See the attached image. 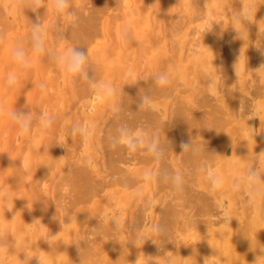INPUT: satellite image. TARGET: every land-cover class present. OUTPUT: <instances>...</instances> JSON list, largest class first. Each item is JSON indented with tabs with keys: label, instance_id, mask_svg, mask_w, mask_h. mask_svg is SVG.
Segmentation results:
<instances>
[{
	"label": "rangeland",
	"instance_id": "rangeland-1",
	"mask_svg": "<svg viewBox=\"0 0 264 264\" xmlns=\"http://www.w3.org/2000/svg\"><path fill=\"white\" fill-rule=\"evenodd\" d=\"M114 1L71 0L75 15L70 19L56 14L53 0H47L46 9L38 13L18 9L16 0H0V21L4 20L0 22V105L5 108L0 116V264H26L25 253L32 258L30 264H38L33 257H45L48 264H81V257L83 264H135L139 256L140 264H148V256L156 264H166L162 258L166 253L172 263L179 255V264H205L206 259V264H254L261 254L258 246L264 245V185L261 194L250 193L244 203L232 184L252 165L258 166L256 155L264 153V0ZM240 11L247 17L245 26L235 20ZM87 14L96 20L87 19ZM38 16L49 50L87 49L96 78L112 84L115 96L103 103L90 101L86 84L44 56L30 54L28 69L15 64L12 50L18 43L31 51L30 21L37 23ZM85 19L92 20L87 22L92 26ZM161 72L168 75L171 87L158 89L168 96H158L156 90L151 94V113L159 117L151 126L144 116L129 125L160 134L169 147L165 160L115 148L128 161L120 153L127 164L110 165L107 157L113 150L106 134L125 120L119 117L115 123V116L121 114L117 105L133 94L153 92L147 81ZM9 74L17 77L14 87L7 83ZM171 106L192 113L186 126L171 119ZM15 108L34 116L46 109L56 118V127L46 130L36 124L30 135L20 136L18 125L7 115ZM124 112L131 122L130 113ZM82 120L94 125L87 151L81 148V138L70 134L73 124ZM190 139L196 144L203 141L200 145L213 141L204 145L213 150L210 157L186 161L180 143H193ZM116 155L109 156L112 163L119 162ZM22 159L27 172L20 168ZM202 164L214 165L225 178L223 190H210L199 172ZM168 168L185 176V190L178 196L170 185L155 183L158 170ZM259 170L264 172V154L259 157ZM109 172H117L114 178L121 184L114 178L111 182ZM136 177L142 182L129 184L131 188L122 185L124 178ZM167 208L174 212L169 211V224L164 219ZM61 222L72 223L62 229ZM157 224L164 226L167 237L153 232Z\"/></svg>",
	"mask_w": 264,
	"mask_h": 264
},
{
	"label": "clouds",
	"instance_id": "clouds-1",
	"mask_svg": "<svg viewBox=\"0 0 264 264\" xmlns=\"http://www.w3.org/2000/svg\"><path fill=\"white\" fill-rule=\"evenodd\" d=\"M16 3L18 9H22L24 12L27 9L34 13H38L41 8L46 9V0H16ZM52 6L58 16H67L71 19L75 15L72 9L71 0H53ZM37 20V23H32L30 21L31 32L29 33V44L31 51L29 52L23 44L19 43L12 50L13 60L20 69L23 70L31 67V61L29 59L30 54L37 57L44 56L51 62L62 66L64 72L71 76L74 80L86 84L91 94L89 97L90 101L103 103L116 95L115 87L112 84L101 82L96 78V75L89 63L88 50H85L83 47H69L63 52L50 51L46 44L43 22L40 20L39 16L37 17ZM235 20L242 26H245V21H248L243 11L237 13ZM237 32L239 36L242 37L241 32ZM61 39H63V37H61ZM151 81V87L161 89L166 88L171 83L168 75L164 72L158 73L156 76L152 77ZM7 83L9 86L14 87L17 84V77L9 74L7 77ZM40 88L43 91L45 89V85L41 84ZM152 100L153 97L151 93L142 94L138 105L139 111L150 108ZM4 114L5 108L3 105H0V116ZM7 115L13 122H15L16 125H18L20 136L30 135L33 126L36 124L46 130L55 128L57 124L56 118L50 115L46 109L38 112L34 116L31 111L24 112L23 110L15 108L11 112H8ZM70 134L73 136H79L81 138L82 150L87 151L89 140L94 135V125L91 121L75 123L70 130ZM107 139L110 148H123L129 154L142 152L144 155L151 157L157 162L164 160L167 156V152L169 151L168 144L162 143L158 134H149L145 130H138L126 122L119 123L114 129L109 130L107 133ZM181 147L184 150V153H189L193 157L201 156L204 151L195 143H183ZM262 154L264 153L256 155L255 161L258 162V166L253 167L252 165L243 177L237 178L232 184L233 192L240 194L243 197L244 203H247L248 195L250 193L256 192L258 195L261 194V185H264V178H262L264 177V172L259 170V157ZM20 168L27 172L28 165L23 159L21 160ZM199 172L205 176L211 191L217 192L223 190L225 178L215 171L214 165L202 164L199 168ZM148 176L151 177L152 173H148ZM157 178L160 182L170 185L172 190L177 194H181L185 190V176L181 173L161 169L157 173ZM138 195H142V193H138ZM61 223L63 229L66 225H70L72 222L70 224ZM93 230L98 231V229ZM153 232L158 234L161 238L167 237L166 229L163 225H155ZM55 236L56 235H52V237ZM44 240L52 246L49 239ZM258 247L260 248L261 254L256 256L254 264H261V261L264 260V245H259ZM2 248L3 246L0 245V251H2ZM63 254L65 253L59 252V255ZM25 256L26 258L22 261H25L26 264H30V260L32 258L29 259L26 253ZM33 258L37 259L38 264H48L45 257ZM162 258L165 259L166 264H172V258L168 256V253H166V255ZM145 260L148 264H156L154 257L148 256L145 257ZM206 261L207 259L205 260V264ZM81 264H83L82 257ZM135 264H140V256L136 260Z\"/></svg>",
	"mask_w": 264,
	"mask_h": 264
},
{
	"label": "bare ground",
	"instance_id": "bare-ground-1",
	"mask_svg": "<svg viewBox=\"0 0 264 264\" xmlns=\"http://www.w3.org/2000/svg\"><path fill=\"white\" fill-rule=\"evenodd\" d=\"M13 1H14V0H13ZM113 1H114V0H113ZM46 2H47V0H46ZM114 2H115V1H114ZM114 2H113V4H114ZM163 3H164V2H163ZM84 4H85V3H84ZM115 4H116V3H115ZM85 5H86V4H85ZM87 5H88V4H87ZM51 6H52V5H51ZM95 6H96V5H95ZM113 6H114V5H113ZM113 6H112V7H113ZM122 6H123V5H122ZM146 7H147V6H146ZM164 7H165V6H164ZM82 8H83V7H82ZM2 9H3V8H2ZM80 9H81V6H80ZM80 9H79V10H80ZM119 10H120V9H119ZM20 11H21V10H20ZM117 11H118V10H117ZM21 12H22V11H21ZM27 12H28V11H27ZM87 13H88V11H87ZM140 13H141V12H140ZM142 13H143V11H142ZM157 13H158V12H157ZM89 14H90V13H89ZM22 16H24V15H22ZM89 16H90V15H89ZM91 16L94 17V19H93V17H92V20L95 21V20H96V17H95L93 14H91ZM91 16H90V17H91ZM27 17H28V16H27ZM75 17H76V16H75ZM90 17L88 18V14H87V19H90ZM76 18H77V17H76ZM84 18H85V17H84ZM122 18H123V17H122ZM164 18H165V17H164ZM2 19H3V18H2ZM4 19H5V18H4ZM87 19H85V22H86L85 24H86V25L88 24L87 26H90L91 23L89 24V23H87V22H93V21H92V20H90V21H89V20L86 21ZM28 20H29V19H28ZM83 20H84V19H83ZM1 21H2V20H1ZM1 21H0V22H1ZM3 21H4V20H3ZM3 21H2V22H3ZM24 21H25V20H24ZM124 21H125V20H124ZM6 22H7V21H6ZM20 22H21V21H20ZM25 22H26V21H25ZM157 22H158V21H157ZM165 23H166V22H165ZM0 24H1V23H0ZM24 24H25V23H24ZM80 24H81V26L83 25L82 23H80ZM125 24H126V23H124V26H125ZM166 24H167V23H166ZM25 26H26V25H25ZM91 26H92V25H91ZM169 26H170V25H169ZM9 27H10V25H9ZM79 27H80V26H79ZM83 27H85V26H83ZM14 28H15V27H14ZM71 28H72V27H71ZM89 28H90V27H89ZM186 30H187V29H186ZM74 31H77V30H74ZM86 31H87V30H86ZM91 31H92V29H91ZM122 31H123V30H122ZM70 32H71V31H70ZM84 32H85V31H84ZM126 32H127V31H126ZM130 32H131V31H130ZM29 33H30V32H29ZM29 33H28V34H29ZM82 33H83V31L81 32V35L83 36ZM124 33H125V32H124ZM196 33H197V32H196ZM86 34H87V33H86ZM74 36L77 37L76 35H73L72 37H74ZM78 36H80V32H79ZM86 37H87V36H86ZM88 37H89V36H88ZM93 38H94V37H93ZM0 39H1V38H0ZM129 39H131V38L129 37ZM196 39H197V38H196ZM2 40H3V39H2ZM85 40H87V39H85ZM22 41H23V40H22ZM125 41H126V40H125ZM125 41H124V43H125ZM134 41H135V40H134ZM23 42L26 43L25 41H23ZM27 42H29V41H27ZM90 42H91V41H90ZM171 42H172V41H171ZM92 43H93V42H92ZM173 43H175V41H174ZM27 44H28V43H27ZM27 44H26V45H27ZM88 44H89V43H88ZM123 45H124V44H123ZM77 46H78V45H77ZM115 46H116V44H115ZM131 46H132V45H131ZM175 46H176V45H175ZM192 46H193V45H192ZM15 47H16V46H15ZM125 47H127V46L125 45ZM223 47H224V46H223ZM232 47H233V46H232ZM1 48H2V47H1ZM172 48H173V47H172ZM191 48H192V47H191ZM191 48H190V49H191ZM219 48H220V47H219ZM224 48H226V47H224ZM86 50H87V49H86ZM110 50H111V49H110ZM115 50H116V49H115ZM148 50H149V49H148ZM191 50H192V49H191ZM111 51H112V50H111ZM129 51H130V50H129ZM141 51H142V50H141ZM220 51H221V50H220ZM112 52H113V51H112ZM190 52H191V51H190ZM140 53H141V52H140ZM178 53H179V52H178ZM127 54H128V53H127ZM138 54H139V53H138ZM189 54H190V53H189ZM193 54H194V53H193ZM193 54H192V55H193ZM110 55H112V54H110ZM110 55H109V56H110ZM125 55H126V54H124V57H127V55H126V56H125ZM174 55H175V54H174ZM190 55H191V54H190ZM109 56H108V57H109ZM108 57H107V58H108ZM132 57H133V56H132ZM172 57H173V56H172ZM43 58H44V57H43ZM144 59H145V57H144ZM224 59H225V58H224ZM44 60H45V58H44ZM98 60H99V58H98ZM109 60H110V59H109ZM111 60H112V59H111ZM139 60H140V59H139ZM42 61H43V60H42ZM139 62H140V61H139ZM138 64H139V63H138ZM176 64H177V63H176ZM90 65H91V64H90ZM96 65H97V64H96ZM108 65H109V64H108ZM98 66H99V65H98ZM100 66H102V65H100ZM106 66H107V65H106ZM141 66H142V65H140V67H141ZM102 67H103V66H102ZM165 67H166V66H165ZM39 68H40V67H39ZM100 68H101V67H100ZM104 68H105V67H104ZM224 69H225V68H224ZM96 70H97V69H96ZM102 70H103V69H102ZM165 70H166V69H165ZM226 70H227V69H226ZM94 71H95V70H94ZM95 72H96V71H95ZM5 73H6V72H5ZM99 73H100V69H99ZM99 73H98V74H99ZM104 73H105V72H104ZM42 74H43V73H42ZM95 74H97V72H96ZM143 75H144V74H143ZM145 76H146V75H145ZM145 76L143 77V79H144V78L146 79ZM155 76H156V75H155ZM141 77H142V76H141ZM226 79H228V78H226ZM114 80H116V79H114ZM0 81H1V80H0ZM143 81H144V80H143ZM150 81H151V80H148L147 83L149 82V83L152 84V81H151V82H150ZM143 83H144V82H143ZM143 83H142V84H143ZM132 84H133V83H132ZM140 84H141V83H140ZM142 84H141V85H142ZM144 84H145V86L147 85L146 82H145ZM174 85H175V84H174ZM128 87H129V86H128ZM169 87H171V86H169ZM132 88H133V87H132ZM140 88H141V87H140ZM166 88H168V87H166ZM49 89H50V88H49ZM128 89H131V87H130V88H127L126 91H129ZM135 89H136V88H135ZM158 89L161 90V88H156V87H154L153 92H152V90H151V94L154 93L155 90H156V93H157V92L160 93V91H158ZM164 89H165V88H163V90H164ZM170 89H171V88H170ZM122 90H123V89H122ZM124 90H125V89H124ZM136 90H137V89H136ZM163 90H162V91H163ZM165 90L167 91V89H165ZM9 91H10V90H9ZM134 91H135V90H134ZM166 91L161 92L162 94L160 93L159 95L156 94V93H155V94L158 95V96H160V95L162 96L164 93H166ZM169 91H170V90H169ZM143 92H144V91H143ZM148 92H149V91H148ZM132 93H133V91L130 93V95H132ZM135 93H136V91H135ZM149 93H150V92H149ZM125 94H126V92L123 91V96H124ZM147 94H148V93H147ZM166 94H167V93H166ZM166 94H165V96H166ZM135 95H136V94H135ZM135 95L133 94V95L130 96L129 98L127 97V98H126L127 100L125 99L126 102L123 103V102H124V100H123V101L121 102V105L118 104L119 102H118V103H115V102H114L115 104H118L117 107L119 106V111L121 110L120 112H118V114H119V113H121V114H119L118 117L115 116V123L117 124V120H119V119H121L120 121H122L123 119L126 120V117H127V120L129 121V119H128L129 116H128V115L125 116L126 113H125L124 111H126V112H128V114L130 113L131 118H132V120L130 119L131 122H129V123H128V121L126 120V122H127L128 124H133L135 120H136L135 123H136V122L139 123V122L142 121V120H140V117L142 116L141 119H143V116H144V117L147 118L148 125L151 126V125H152L151 123L155 122V119L158 118L159 116H158L157 113H155V112H154V114L151 113V107H150V108H146L145 110L139 111L138 105H139V102H140V98H141V96H139L138 94H137L136 96H135ZM140 95H141V94H140ZM153 95H154V94H153ZM153 95H152V96H153ZM169 95L171 96V94H169ZM167 96H168V94H167ZM154 97H157V96H154ZM171 97H172V96H171ZM158 98H159V97H158ZM176 100H177V99H176ZM177 102H179V101L177 100ZM183 103H184V101H183ZM122 104H123V106H124V105H125V106L123 107ZM175 104H176V106H178V104L180 105L181 102L178 103V104L174 102L173 105L175 106ZM187 104H188V103H187ZM92 105H93V104H92ZM181 105H182V104H181ZM181 105H180V106H181ZM183 105H185V103H184ZM174 106H171V109H170V112H171V110L173 109L172 111H173L174 114H172V113H169V114L174 115V118H175V119L173 118L172 115H171V116H172L171 119H173L175 122L181 121L182 123H184L183 125L186 126L185 123L188 124L189 121H190L189 118H188V115H189L190 113L187 114V111L185 110L186 108H182V107L179 106V109L177 110V109H175ZM186 106H187V105H186ZM173 107H174V108H173ZM121 108H124V111H123V109H121ZM117 109H118V108H117ZM117 109H116V110H117ZM167 111H168V110H167ZM86 112H88V111H86ZM123 112H124V113H123ZM82 114H83V113H82ZM123 114H124V115H123ZM191 114H192V113H191ZM191 114L189 115V117H191ZM69 115H70V114H69ZM75 115H76V114H75ZM80 115H81V114H80ZM80 115H79V116H80ZM116 115H117V114H116ZM120 115H122V117H121ZM124 116H125V117H124ZM157 116H158V117H157ZM69 117H70V116H69ZM119 117H120V118H119ZM80 118L82 119V117H80ZM118 118H119V119H118ZM122 118H123V119H122ZM136 118H137V119H136ZM146 118H145V119H146ZM221 118H222V116H221ZM83 119H85V118L83 117ZM134 119H135V120H134ZM138 119H139V120H138ZM161 119H162V118H161ZM187 119H188V120H187ZM125 120H124V122H125ZM133 120H134V121H133ZM137 120H138V121H137ZM173 120H171V121L173 122ZM82 121H85V120H82ZM87 121H88V120H87ZM144 121H145V120H144ZM159 122H160V120H159ZM191 122H192V121H191ZM119 123H122V122H119V121H118V124H119ZM138 123H137V124H138ZM149 123H150V124H149ZM223 123H224V122H223ZM142 124H143V123H142ZM145 124H146V122H145L143 125H145ZM171 124H172V123H171ZM133 125H134V124H133ZM133 125H132V126H133ZM143 125H141V126H143ZM169 125H170V123H169ZM164 126H168V124H167V125H166V124H165V125L163 124L162 127H164ZM143 127H144V126H143ZM146 127H147V125H145L144 128H146ZM170 127H171V125H170ZM164 128H165V127H164ZM187 128H188V127H187ZM166 129H167V128H166ZM187 130H188V129H187ZM181 131H182V130H181ZM101 132H103V131H101ZM101 132H100L99 134L102 135ZM159 132H160V131H159ZM159 132H158V133H159ZM182 132H183V131H182ZM184 132H185V130H184ZM154 133H155V132H154ZM180 133H181V132H180ZM185 133H187V135H188V132H185ZM156 134H157V133H156ZM103 135H104V134H103ZM106 135H107V134H106ZM158 135H160V134H158ZM177 135H178V134H177ZM97 136H98L99 140L101 139L100 137H102V136L99 137V135H97ZM180 136H181V135H180ZM188 136H189V135H188ZM188 136H187V138H188ZM190 136H191V135H190ZM210 136H211V135H210ZM160 137H161V136H160ZM184 138H185V137H184ZM187 138H185V139H187ZM185 139L183 140V142H186V141L188 140V139H187V140H185ZM190 140H191V139H190ZM106 141H108V140H106ZM191 141H193V140H191ZM204 141H205V140H204ZM179 142H180V140H179ZM202 142H203V141L197 142V145H199L200 148H201V149L203 148L202 150H204V151L202 152L201 156H199V157H193V156H191L189 153H186V157H187V160H186V161H188V162H189V161H191V162L193 161V162H194L196 159L202 158L203 156H206V157L209 156V157H210V155L212 154L211 152H212L213 150H212V149L209 150V148H208V149H207V148L205 149V148H204V145H205V144H204V145H203V144L200 145ZM207 142H208V143H207ZM187 143H188V142H187ZM189 143H190V142H189ZM193 143L196 144V142H194V141H193ZM203 143H204V142H203ZM212 143H213V141H211V140L206 141V145H207V144H212ZM180 144L182 145V142H181ZM108 145H109V144H108ZM206 145H205V146H206ZM106 146H107V145H106ZM179 146H180V145H179ZM201 146H202V147H201ZM108 147H109V146H108ZM180 147H181V146H180ZM109 148H110V147H109ZM118 149H120V148H118ZM118 149H115V148L112 149V148H110L109 150H110V152H111V150H113V151L115 150L114 152L112 151V154L114 155L115 152H116V154L118 155V156L116 155V157L119 158V156L123 155L122 152H120V151H123V149L121 148L122 150H120L119 152H117ZM124 150H125V149H124ZM105 151L107 152L108 150L105 149ZM183 152H184V151H183ZM120 153H121V155H119ZM103 154H104V153H103ZM105 154H106V153H105ZM108 154H109V153H107V155H108ZM112 154H111V155L109 154L108 157L106 156L107 158H109V160H107V161L111 163V164H110V163H107V161L105 160L106 163H107V165H109V164H110V165H113V164H116V163L120 164V163H122L123 161H125V160L122 161L121 159H122L123 157H122V158L120 157L121 159L119 158V162L117 161V162L112 163L111 160H110V157L113 156ZM124 154H127L126 151H124ZM128 154H129V153H128ZM128 154H127V155H128ZM129 155H130V154H129ZM134 155H135V153L133 154V156H134ZM109 156H110V157H109ZM123 156L125 157V155H123ZM131 156H132V155H131ZM176 156H177V154H176ZM113 157H114V156H113ZM170 157H171V156H170ZM117 158H115V159H117ZM172 158H173V157H172ZM184 158H185V157H184ZM124 159H126V161H128L127 157H125ZM150 159H151V158H150ZM164 160H165V159H164ZM184 160H185V159H184ZM120 161H121V162H120ZM149 161H150V160H149ZM152 161H153V160H152ZM168 161H169V159H168ZM159 162H160V161H159ZM162 162H163V160H162ZM193 162H192V163H193ZM220 162H221V161H220ZM150 163H151V161H150ZM123 164H127V162H126V163L123 162ZM137 164H138V163H137ZM160 164H162V163H160ZM160 164L158 163L157 166L160 167ZM169 164H171V163L169 162ZM169 164H168V165H169ZM120 165H121V164H120ZM120 165H119V166H120ZM128 165H129V164H128ZM130 165H131V164H130ZM176 165H177V162H176ZM179 165H180V164H179ZM116 166L118 167L117 164H116ZM131 166H132V165H131ZM149 166H150V165H149ZM169 166H170V165H169ZM171 166H172V165H171ZM171 166H170V167H171ZM174 166H175V165H174ZM158 167H157V168H158ZM163 167H164V165H163ZM165 167H166V166H165ZM178 167H179V166H178ZM79 169H80V168H79ZM83 169H85V168H83ZM119 169H121V168H119ZM171 169H172V168H170V170H171ZM80 170H81V169H80ZM80 170H79V171H80ZM159 170H161V169H159ZM159 170H158V172H159ZM167 170H169V168H168ZM170 170H169V171H170ZM81 171H82V170H81ZM83 171H84V170H83ZM87 171H88V169L86 168V172H87ZM125 171H127V170H125ZM128 171H129V170H128ZM156 171H157V170H155V171L153 172L154 175H155V173H157ZM173 171L176 172L175 169H174ZM112 172H113V171H112ZM112 172H109V173H112ZM114 172H115V170H114ZM82 173L84 174V172H82ZM87 173H88V172H87ZM87 173H85V174H87ZM109 173H108V174H109ZM116 173H117V172H116ZM116 173H115V175H116ZM112 174H113V175H111L112 177L110 176V178H111L110 181H111V182H114L115 180H117V177H115V178H116V179H115V178H114V176H115L114 173H112ZM122 174H123V173H121V176H122ZM127 174H129V173L127 172ZM123 175H124V174H123ZM144 175H145V173H144ZM108 176H109V175H108ZM118 176H119V178H120V174H119V173H118ZM130 176H131V175H130ZM130 176H129V178H130ZM151 177H152V176H151ZM82 178H83V177H82ZM112 178H114V179H113L114 181L112 180ZM133 179H134V178H133ZM136 179H137V177L134 179V181H129L128 178H124V180H122V181H124L122 185H123V186H124V185H127V187H128L129 184H131V183H135L136 181H139L138 179H137V180H136ZM150 180H151V179H150ZM110 181H108V182H110ZM117 181H119V180H117ZM117 181H115V183H118ZM143 181H144V180H143ZM155 181H156V180H155ZM104 182H105V181H103V184L108 183V182H106V183H104ZM111 182H110V183H111ZM119 182H120V181H119ZM139 182H142V181H139ZM157 182L159 183L160 181H156V182H155L156 185L158 184ZM89 183H90V182H89ZM151 183H152V181H151ZM103 184H102V185H103ZM120 184H121V182H120ZM136 184H137V182H136ZM139 184H140V183H139ZM139 184H138V185H139ZM159 184H160V183H159ZM160 185H161V184H160ZM160 185H158V186H160ZM165 185H166V187H167V184H165ZM89 186H90V185H89ZM97 186H98V188H99L100 190L103 189V187H102L101 185H100V186L102 187V189H101V187H100L99 185H97ZM135 186H137V185H135ZM131 187H133V186H131ZM131 187H130V185H129V188H131ZM170 187H171V186H170ZM170 187H168V188H170ZM94 188H95V187H94ZM96 188H97V187H96ZM162 188H163V187H162ZM162 188H161V189H162ZM146 189H147V188H146ZM159 189H160V188H159ZM161 189H160V190H161ZM76 190H77V189H76ZM92 190H93V189H92ZM100 190H99V191H100ZM156 190H158V189L156 188ZM97 192H98V190H97ZM94 194H96V191H95ZM97 194H99V192H98ZM80 195L83 196L82 194H80ZM176 196H178V194H176ZM202 197H203V196H202ZM80 198L82 199V198H84V197H80ZM175 198H176V197H175ZM172 199H173V198H172ZM172 199H171V200H172ZM171 200H170L169 202H172L174 199H173L172 201H171ZM202 200L204 201V199H202ZM205 200H207V199L205 198ZM203 201H202V202H203ZM167 209H168V208H167ZM167 211H168V212H167ZM167 211H165V212H167V214L165 213V218H164V216H163V215H164V214H163L164 211H163V213H162V214H163V215H162V218H164V219H165V222H167V223L169 224V222L166 221V220L171 219V218H170L171 215H170L169 211L172 212V213H171L172 215L174 214V212H173V210H170V209H168ZM168 214H169L170 216H169ZM166 215H168V216L166 217ZM168 217H169V218H168ZM167 218H168V219H167ZM172 218H173V217H172ZM173 220H174V218H173ZM169 221H170V220H169ZM165 222H164V223H165ZM162 223H163V220H162ZM167 223H165V224H167ZM170 223H171V222H170ZM172 223H173V221H172ZM174 224H175V223H174ZM170 225H171V224H170ZM168 226H169V225H168ZM218 252H219V251H218ZM188 253H189V252H188ZM195 258H196V257H195ZM209 258H210V257H209ZM173 259H174V260H173V263H172V264H179L178 262L180 261L181 258L179 257V255L176 254V255L173 257Z\"/></svg>",
	"mask_w": 264,
	"mask_h": 264
}]
</instances>
